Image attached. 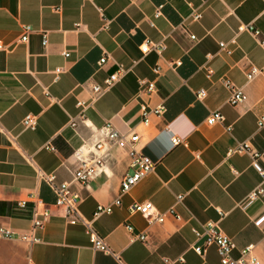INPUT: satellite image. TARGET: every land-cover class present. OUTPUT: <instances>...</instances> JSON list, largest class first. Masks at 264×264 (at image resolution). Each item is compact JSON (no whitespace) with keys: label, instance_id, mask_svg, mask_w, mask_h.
Listing matches in <instances>:
<instances>
[{"label":"crops","instance_id":"0c3cea01","mask_svg":"<svg viewBox=\"0 0 264 264\" xmlns=\"http://www.w3.org/2000/svg\"><path fill=\"white\" fill-rule=\"evenodd\" d=\"M158 7L162 15L156 18ZM195 10L202 12L199 21L192 17ZM242 24H254L260 36L239 32ZM25 25L34 32L21 43ZM42 34L48 35L47 46ZM146 40H165L167 49L143 56L140 46ZM263 42L264 0H0V43L7 47L0 50V226L29 234L32 200L55 202L37 171L71 182L77 152L91 163L97 157L102 161L101 173L88 186L74 187L82 197V217L93 220L99 206L113 205L131 170L126 150L110 143L95 148L107 122L138 134L137 148L159 163L120 206L94 222L118 259L96 251L88 230L70 225L54 208L38 231L41 243L0 239V264H220L214 247L205 257L193 250L202 243L193 228L207 223H217L233 240L235 256L253 245V255L264 264V222L256 225L264 216V194L248 204L250 193L264 188V179L250 155L231 153L247 144L263 153L264 164V128L258 127L264 117V72L247 78L252 68L264 70ZM103 57L108 62L100 66ZM177 61L182 64L173 67ZM120 66L128 74L79 119L77 101L90 100L89 85H102ZM57 68L63 69L59 75ZM225 79L246 94L243 105L229 104ZM141 80L156 82L151 97L140 95ZM200 90L207 92L202 101ZM141 102L165 104L166 110L146 127ZM215 111L224 121L208 125ZM28 114L39 116L35 131L23 128ZM172 136L182 143L173 146ZM179 195H185L181 203ZM22 200L28 201L24 209L18 207ZM147 201L167 214L163 224L148 225L131 212L132 204ZM171 209L182 219L168 215ZM126 225L146 232L147 243L131 241Z\"/></svg>","mask_w":264,"mask_h":264},{"label":"built area","instance_id":"2783aa9c","mask_svg":"<svg viewBox=\"0 0 264 264\" xmlns=\"http://www.w3.org/2000/svg\"><path fill=\"white\" fill-rule=\"evenodd\" d=\"M162 7H158L155 17L158 18L162 15ZM202 12L195 10L192 14L193 19L199 21L202 19ZM151 25L154 26L153 23ZM239 32H249L255 37L260 36V31H258L254 24H242ZM34 30L31 26H23V32L20 38L21 43H27L30 36L33 34ZM192 40H196L195 35H191ZM233 43H236L234 40ZM48 35L42 34V45L47 46ZM264 45V42L262 43ZM220 47L223 50L228 51L225 43H221ZM7 47L0 43V50L6 51ZM143 56L151 52H155L158 55H162L166 49L167 45L165 40L154 42L146 40L140 46ZM229 52V51H228ZM63 55L68 58L70 53L65 51ZM108 62L107 57H103L100 60V66L105 65ZM181 61L171 63L173 67L180 66ZM156 73L160 72V68H157ZM63 72L62 68H57L55 73L57 75ZM264 70H259L257 68H252V70L247 74L248 80H252L257 75H260ZM212 70L208 69V74L212 75ZM128 74V71L120 66L117 71L106 77L103 84H92L89 85L88 89L90 92V100L77 101V108L79 109V119L85 118L86 110L91 106L94 101L100 99L107 90L112 89L116 84H118L122 78ZM58 79V77H57ZM224 86L230 91L229 104L237 107L243 105L247 96L241 88L236 87L230 80H223ZM157 91V84L155 81L141 80L139 82V93L145 97H151ZM207 96L205 90H200L197 93V97L200 101L204 100ZM140 112L142 117V124L144 126H149L151 124L153 117H160L166 110L165 104H161L158 107H151L147 102H141ZM224 121V116L220 111H215L211 113L207 119L208 125H214L216 123H222ZM39 124V116L35 114H28L22 121L24 130L35 131ZM77 125V119L73 120L71 126L75 127ZM258 127L264 128V117L260 118L258 121ZM230 131L231 128L229 127ZM102 132V138H99L95 148L101 150L106 143L113 144L120 149L126 150L129 156V168L130 173H127L121 182L120 195L114 201L113 205L109 206H99L97 211L94 213L93 220H87L82 217L79 212V205L82 201V197L77 190L74 189L76 186H88L89 183L102 171V161L99 157L93 160L91 163L88 160L83 159L81 152H77V167L73 170V179L71 182H57V178L54 174H45L41 171H37V177L43 183L47 184L55 196L54 205L50 206L40 198L30 196L34 198L32 200V229L29 234L16 235L13 230L0 226V239H19L20 241L27 243L29 245H35L41 243V239L38 236V231L44 229L47 223L54 215V208L63 211V217L67 220L70 225H82L88 230L89 240L91 245L96 251L102 252L106 255L113 256L118 259L117 255L112 251L110 245L107 241L99 235L95 229L94 222L104 214H111L113 212L114 206H120L122 203V197L128 195L140 182L147 178L150 174L154 173L157 169L158 162L153 160L150 156L144 153L142 149H138V143L140 136L136 133H123L118 130L112 122H107L100 130ZM172 145L181 144L182 141L172 136ZM46 149L51 151H56V149L47 144ZM231 153H247L253 159V167L259 173V175L264 179V164H263V153L252 149L247 144H239L238 147L233 149ZM264 194L263 186L258 187L248 197V204L255 201L257 198ZM185 198V195H179L177 197L178 203H181ZM28 205L27 200H22L18 203V207L24 209ZM132 213H139L148 223V225L163 224L167 218V214L161 213L151 202L134 203L131 205ZM168 215L173 216L176 220H181L182 217L176 214L174 209H171ZM264 222V216L256 221L257 226H261ZM131 235V241H141L147 243L148 234L146 232L136 233L134 227L131 225L125 226ZM193 233L196 239L202 243L197 244L193 250L196 254L201 257H205L210 248L214 247L220 259V264H260L258 259L253 255L254 246L250 245L240 251L238 255L235 256L234 253L237 247L233 240L228 237L217 223H207L202 225L200 228H193Z\"/></svg>","mask_w":264,"mask_h":264}]
</instances>
